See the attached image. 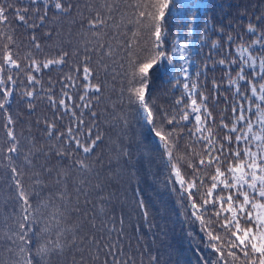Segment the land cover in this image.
<instances>
[{
  "label": "trees",
  "instance_id": "16d2710c",
  "mask_svg": "<svg viewBox=\"0 0 264 264\" xmlns=\"http://www.w3.org/2000/svg\"><path fill=\"white\" fill-rule=\"evenodd\" d=\"M3 2L13 8H27L28 15L26 23H21L10 9L8 22L0 23V60L6 51H11L20 64L19 69H10L16 86L10 103L0 109V235L14 225L11 217L20 207L11 171L15 167L21 173L22 185L32 193L33 207L49 194L55 197L59 191L66 192V199L63 202L56 199L55 204L62 203L67 209L63 217L67 246L63 254L52 256L46 264H105V261L113 264V257L107 254L108 245L114 246L116 259L126 264H201V254L214 258L215 254L204 247L208 237L202 231L201 222L191 215L188 201L182 199L179 186L170 180L171 166L164 157L159 138L138 120L136 105L130 102L135 65L152 48L148 16L152 11L148 6L151 0H65L66 6L71 5L69 12L51 9L43 24L30 0ZM190 2L177 0L165 44L166 48L170 47L177 35L188 32L183 16L195 22L189 25L192 54L187 65L188 79L180 76L179 57L175 67L168 66L170 71L155 72L149 85L152 106L157 113L163 111L169 117L178 118L181 105L177 100L183 97V104L188 105L195 98L199 103L203 94L208 97V111L214 120L208 123L217 134L215 138H219L225 135L221 121L231 126L235 116L231 110L233 91L227 85L225 67L217 61L224 59L230 49L228 36L236 37L238 42L240 37L250 42L253 37L247 32L249 25L264 32V0H196L200 7L195 10L181 7ZM141 11L145 13L143 17L139 15ZM40 15H43L42 6ZM97 15L104 20V25L95 35L97 29H91L89 21ZM33 35L40 44L39 49L34 47ZM213 43L218 44L216 49L212 48ZM109 50L111 55L107 54ZM64 53L67 56L63 65H52L39 73L28 68L30 57L43 62ZM85 57L93 73L91 83L101 88L99 93L89 91L87 109L77 107L82 103L79 97L84 91V81L82 71H74L82 70ZM29 74L35 75L39 84H29ZM66 75L73 77L75 87L64 88ZM213 81L219 85L215 91ZM183 83H188L190 90L196 85L192 96L186 94ZM26 91L37 94L29 98ZM62 92L72 97L70 101L63 98L77 118L84 120L79 129L81 141L87 144L88 138L82 134L88 128H92L91 139L100 137L88 154L74 143H65L67 129L72 127L75 133V123L71 113L65 112L58 103ZM49 96L57 102L55 106ZM9 116L16 137V153L8 152L12 144L7 135ZM50 124L55 125L51 136L47 131ZM170 127L173 126L165 125L166 130ZM194 127L191 114L189 121L177 123V138L172 148L175 156L183 157L190 164L198 159L189 155L192 149L197 153L202 149L190 135ZM57 151L65 156L57 155ZM78 160L89 165L87 170L76 167ZM181 171L185 179L193 174L192 168L183 161ZM212 171L207 169L209 175ZM37 180L42 184H36ZM208 209L205 222L223 232L212 206ZM49 211L40 209V222L34 228L44 227ZM7 247L5 238L0 241V262L15 259Z\"/></svg>",
  "mask_w": 264,
  "mask_h": 264
},
{
  "label": "snow or ice",
  "instance_id": "6c2138e0",
  "mask_svg": "<svg viewBox=\"0 0 264 264\" xmlns=\"http://www.w3.org/2000/svg\"><path fill=\"white\" fill-rule=\"evenodd\" d=\"M30 2L36 6L35 11L41 24L51 9L59 13H68L71 9V5H65V0H30ZM176 5L177 0H151L148 5L152 8L148 16L151 21L153 43L149 54L135 65L130 102L136 105L138 120H141L143 125L159 138L164 157L171 166L170 180L179 186L182 199L188 201L191 215L201 222L202 231L206 232L208 242L204 247L210 249L215 257L210 259L207 255L201 254V264H264V32L249 25L247 32L253 37L250 42L245 41L243 37L239 38V42L236 37H227L230 49L225 58L217 63L225 67L227 85L233 91L234 102L231 110L235 120L231 126L221 121V129L225 130V135L215 138L217 134L213 132L212 126L208 123L209 121L214 123V120L212 113L208 111L207 96L201 94L199 103L192 98L188 105L183 104V97L177 100L176 103L181 105L178 118L176 115L169 117L163 111L157 113L152 106L149 85L155 72L170 71L168 66L175 67L176 58L179 57L182 61L179 66L180 76L185 80L189 76L187 65L190 63L192 54L189 44L192 28L189 25L195 22L183 16L184 27L188 28V32L177 35L170 47H165L168 39V26L170 19L173 18ZM41 6L43 15H40ZM142 6L137 5V7ZM181 7L195 10L200 5L196 3V0H191L188 4H182ZM10 9L15 13L18 21L26 23L28 9L13 8L3 0H0V23L8 22ZM139 15L143 17L145 13L141 11ZM103 25L104 20L99 19L98 15L96 19L89 21V27L97 29L95 35H98V30ZM30 27H36V25H30ZM8 39L14 43L12 37ZM32 40L34 47L39 49L40 44L36 42L35 35ZM233 45L235 47H231ZM217 47V43L212 44V48ZM107 54L111 55V51L109 50ZM66 56L67 53H64L59 58L43 62H37L30 57L28 68L30 72L39 73L42 69H48L52 65H63ZM87 61L88 57H85L82 70L74 69L77 73L82 71L84 91L79 97L82 103L77 107L84 109L90 107L89 91L96 93L101 91L99 84L91 83L93 73ZM12 68L19 69L20 64L17 59L13 58L11 51H6L3 59L0 60V109H5V106L10 103L16 86V80L10 71ZM207 68L208 65H205V70ZM233 71H235V77H233ZM64 79L67 81L64 88L75 87L76 81L71 75H66ZM28 82L33 86L39 84L37 77L31 74L28 75ZM176 82L179 84L180 80L177 79ZM218 87L219 85L213 81V90L215 91ZM183 88L187 90L188 96H192V90L196 88V85L193 84L190 90L189 84L183 83ZM36 94L35 91L25 93L29 98ZM63 97H67L69 101L72 97L67 92H62V98L58 103L65 112L71 113L75 123V133L72 127L68 128L65 143H74L83 153L88 154L96 146L100 137L96 136L95 139H91L92 128H88L82 134L88 138L87 144L81 141L79 129L84 124V120L77 118L76 112ZM49 101L53 106L57 103L51 96H49ZM190 114L195 126L190 135L195 137V143L202 145L201 152L197 153L193 148L189 154L198 157L196 163L192 164L185 161L183 157L175 156L172 151L177 138L175 125L181 121H189ZM91 115L95 117L96 114L92 112ZM7 119V135L12 140L8 152L16 153V137L11 128L12 118L9 116ZM161 120L163 123H160ZM165 125L173 127L166 130ZM54 128L55 125L47 126L49 136L52 135ZM58 135L63 136L64 134L59 133ZM57 155L63 158L65 153L57 151ZM25 159L27 160V157ZM182 161L187 167L192 168L193 174L189 179H185L182 175ZM75 165L81 170H87L89 167L83 160L76 161ZM207 169H212V174L209 175ZM11 171L20 207L18 212L13 213L11 217L14 225L0 235V241L7 239V251L15 259L10 262H0V264H46L52 256L63 254L67 246L64 242L67 229L63 227V217L67 209L62 203L55 204L56 199L61 202L66 199V192L59 191L55 197L49 194L46 200L37 207H33L32 193L24 188L19 179L21 173L15 167ZM35 183L41 185L42 181L37 180ZM57 183H60L59 176ZM209 205L212 206V213L219 221V229H223V232L213 229L210 223L205 222V214L209 211ZM41 208L50 209L48 222L43 228H34L40 222L38 213ZM145 215H147L146 212ZM222 215L223 219L220 221ZM53 228L56 229L55 238L52 236ZM113 247V245L106 246L107 254L113 257V264H126L116 259ZM152 259L155 261L156 258L152 257ZM105 264H107L106 261Z\"/></svg>",
  "mask_w": 264,
  "mask_h": 264
}]
</instances>
